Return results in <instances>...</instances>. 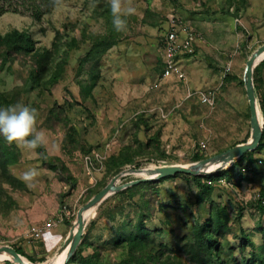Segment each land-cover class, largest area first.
Here are the masks:
<instances>
[{"label":"rangeland","instance_id":"obj_1","mask_svg":"<svg viewBox=\"0 0 264 264\" xmlns=\"http://www.w3.org/2000/svg\"><path fill=\"white\" fill-rule=\"evenodd\" d=\"M38 3L0 0V107L36 108L46 137L27 150L0 135V247L53 264L83 215L66 264H264V58L252 70L262 136L251 154L262 163L242 170L247 152L207 190L194 178L203 175L156 173L251 141L244 78L264 45V0H132L124 32L113 27L107 0H60L36 20ZM171 15L197 34L180 57L184 80L161 75ZM208 92L213 105L200 100ZM31 168L38 176L23 181ZM112 182L123 188L88 212ZM33 229H43L39 238Z\"/></svg>","mask_w":264,"mask_h":264},{"label":"water","instance_id":"obj_2","mask_svg":"<svg viewBox=\"0 0 264 264\" xmlns=\"http://www.w3.org/2000/svg\"><path fill=\"white\" fill-rule=\"evenodd\" d=\"M264 56V45L261 46L260 48L257 49V51L250 57V59L247 61L246 68H245V88L247 92V97L249 101V107H250V114H251V122L253 126V136L250 142L246 144H242L239 146H236L229 150L227 153L215 158L214 160H205L200 163H198L195 166L192 167H179V166H172V167H164V168H158L156 173L157 176H169V175H174L177 173H185V174H190V175H208L213 172H209L205 169V167L210 164L214 163L217 161H222L220 165L217 167H221V169L225 167H229L232 163L236 162L239 160L245 153L253 151L259 144V141L262 136V129L259 125V118H258V111H257V105H256V100H255V94L253 91V85H252V70L253 66L256 61L260 57ZM141 181H146V180H141ZM140 181L136 182L139 183ZM129 185V184H128ZM121 187H115L114 182L108 184L102 191H100L96 196L92 198V200L88 203L87 207H90L88 211L93 208L99 201L105 197L109 192L115 190V189H121ZM78 229L74 235V242L73 245L69 251V254L67 255L65 261L63 264H66L67 261L69 260L70 256L73 254L75 251L81 236L83 232V215H79L78 219ZM73 241V239H72ZM0 252H6L12 257V260L15 261L17 264H23L21 260V256L17 251L11 247L8 246H2L0 247Z\"/></svg>","mask_w":264,"mask_h":264},{"label":"clouds","instance_id":"obj_3","mask_svg":"<svg viewBox=\"0 0 264 264\" xmlns=\"http://www.w3.org/2000/svg\"><path fill=\"white\" fill-rule=\"evenodd\" d=\"M112 17V25L117 32L127 30L126 17L134 15L132 0H107ZM38 111L25 104H13L0 107V135L9 143H15L21 149L35 150L46 142L45 133L37 128ZM38 171L31 168L25 171L22 179L31 183Z\"/></svg>","mask_w":264,"mask_h":264},{"label":"built area","instance_id":"obj_4","mask_svg":"<svg viewBox=\"0 0 264 264\" xmlns=\"http://www.w3.org/2000/svg\"><path fill=\"white\" fill-rule=\"evenodd\" d=\"M197 39V34L190 26L185 25L180 18L169 16L168 28L165 30L161 39L162 43V72L164 78H176L184 80L185 71L181 65L180 57L182 54H190L193 44ZM228 71L230 68L227 69ZM200 100L209 105L215 103V94L208 92L200 96ZM43 229H33V236L39 238Z\"/></svg>","mask_w":264,"mask_h":264},{"label":"trees","instance_id":"obj_5","mask_svg":"<svg viewBox=\"0 0 264 264\" xmlns=\"http://www.w3.org/2000/svg\"><path fill=\"white\" fill-rule=\"evenodd\" d=\"M59 2H60V0H39V3L32 10L31 16L36 20H40L43 15L50 13L52 11V9L57 4H59ZM12 37L15 40H19L21 38L23 40V42L26 43L28 46L31 45L30 38L25 36L24 34H19L17 32H14L12 34ZM225 79H226V81H229V82L238 80V78L236 76H231V75H228ZM241 83H242V81H241ZM41 156H43V153H41ZM247 157H248L247 159L249 160V162L245 161V160H243V162H242L241 168L244 171L250 172V169L254 166V164H256L258 162L262 163V160H254L252 158L251 151L248 152ZM122 164L123 163H121V162L119 163V165H122ZM231 169H232V166H230L227 170L221 171L219 174L203 175V176L194 177V178L197 182V186L199 189L207 190V189H210L212 187V185H214L216 182L220 183L224 177H226L230 174ZM70 194H71V192L69 191V195ZM260 196H261V202L259 204V207H260V210L264 213V185L260 190ZM204 235H205V233H204ZM15 250L17 251V253L23 254L22 250L20 248H17Z\"/></svg>","mask_w":264,"mask_h":264},{"label":"bare ground","instance_id":"obj_6","mask_svg":"<svg viewBox=\"0 0 264 264\" xmlns=\"http://www.w3.org/2000/svg\"><path fill=\"white\" fill-rule=\"evenodd\" d=\"M264 58V56L260 57L258 60H262ZM222 163V161H217L214 163H210L208 164L205 169H214L216 168L218 165H220ZM93 208H91L88 212H90ZM85 210V209H84ZM86 214V213H85ZM74 239L73 241L68 244L66 247H64L56 256V258H54V262L53 264H63V262L65 261L67 255L69 254V251L73 245ZM5 259H12V257L7 254L6 252H0V260H5ZM22 263L23 264H31L30 262H28L27 260H25L23 257H21Z\"/></svg>","mask_w":264,"mask_h":264},{"label":"crops","instance_id":"obj_7","mask_svg":"<svg viewBox=\"0 0 264 264\" xmlns=\"http://www.w3.org/2000/svg\"><path fill=\"white\" fill-rule=\"evenodd\" d=\"M183 22V21H182ZM185 25H187L185 22H183ZM188 26V25H187ZM161 44V54H162V43H160ZM180 61H181V63H182V60L180 59ZM162 64V63H161ZM162 67H163V64H162Z\"/></svg>","mask_w":264,"mask_h":264}]
</instances>
